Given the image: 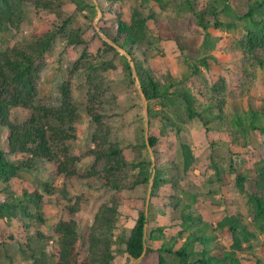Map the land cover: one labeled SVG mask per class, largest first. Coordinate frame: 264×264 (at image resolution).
Listing matches in <instances>:
<instances>
[{
    "label": "trees",
    "instance_id": "1",
    "mask_svg": "<svg viewBox=\"0 0 264 264\" xmlns=\"http://www.w3.org/2000/svg\"><path fill=\"white\" fill-rule=\"evenodd\" d=\"M72 1L79 10L89 9L92 17L97 12V4L91 0ZM97 1L103 11L105 8L107 11L105 20L108 22L101 30L115 45L106 44L121 57L119 66L109 60L99 67L104 71L112 68L115 73L119 70L133 81V60L140 88L148 99L160 102V109L149 107V112L159 113L165 126L174 122L172 112L177 113L179 99L187 117H199L207 130L224 129L233 133L231 141L211 140L212 148L219 144L229 151L227 167L211 155L200 160L190 145L182 142V169L193 173L195 168H200L204 173L207 167H212L220 187L230 183L243 192L251 206L254 228L243 212L231 208L226 200L223 214L213 224L193 203L181 202L182 198L173 196L175 202L163 203L171 206L166 220L146 229L148 217L141 210L128 235H115L119 202L112 195L99 205L84 239L77 221L70 218L59 219L54 225L56 253L49 256L40 242L28 244L30 264H116L114 243H123L128 257L138 259V264H264V256L256 253L254 242L262 234L264 247V144L258 148V159L253 165L243 168L236 164L239 154L251 150L247 138L250 131L258 132L264 141V92L258 94V98L251 93L255 85L254 68L256 65L264 67V0H130L128 9L124 8L126 0ZM57 3V0H0V32L19 25L25 5L51 9ZM167 10L173 14H167ZM69 21L70 17L66 16L55 28L31 42L0 49V124L8 130L7 151L20 152L23 156L22 160L13 161L0 146V180L8 184L21 169L32 168L37 160H45L53 164L55 176L63 177V184L78 177H97L110 188L120 190L126 185L123 178L128 169L133 168L135 171L129 178L132 184L149 183L154 174L151 188L156 196V188L175 180L167 177L164 170L152 166L150 158L128 156L120 142L111 138L112 128L100 103L104 95L103 75L96 72L91 78L90 102L84 105L86 114L95 124L91 135L93 146L87 151L93 163L86 172L78 169L81 158L72 153L66 143L75 135L73 125L79 110L72 98L70 81L60 84L61 101L56 106L48 105L37 95L38 61L49 50L55 35L65 34ZM212 27L241 32L235 42L241 63L233 61L227 70L232 66L230 78L235 75L236 80L237 76L248 79L239 82L241 95L247 94L246 107L230 100L225 76L213 70L210 58H215L212 51L219 47L218 40L222 37L215 36ZM66 37L69 43L84 41L79 29H70ZM156 40L175 44L186 65L182 74H174L169 66L162 70L149 62L148 55L153 54ZM116 45L125 53H119ZM203 93L205 98L200 96ZM229 103L232 108L227 110ZM18 109L26 113L19 117ZM149 140L154 146L158 138L150 134ZM43 187L48 193L57 191V187L48 182H43ZM22 193L15 196L10 191L8 196L0 198V218L28 214L25 205L21 203L19 207L18 204L24 197L37 200L35 203L39 204L41 193L36 186L31 190L24 188ZM78 209L77 202L68 205L71 213ZM36 214L43 219L39 211ZM218 229L223 231L225 240L219 238ZM37 233L43 237L42 232ZM84 243L87 247L83 254Z\"/></svg>",
    "mask_w": 264,
    "mask_h": 264
},
{
    "label": "rangeland",
    "instance_id": "2",
    "mask_svg": "<svg viewBox=\"0 0 264 264\" xmlns=\"http://www.w3.org/2000/svg\"><path fill=\"white\" fill-rule=\"evenodd\" d=\"M91 1L97 4V12L93 17L89 9H77L72 0H57L58 3L51 9L25 5L19 25L0 32V49L29 43L36 36L59 25L62 18L69 16L70 21L65 34L57 33L47 53L38 61L37 95L48 105L56 106L61 101L60 84L65 80L70 81L72 98L78 104L79 110L73 125L75 135L66 143L71 152L78 154L81 158L77 165L78 169L86 172L93 163L87 151L93 146L91 135L95 124L86 114L84 105L90 102L88 90L92 87L91 78L98 72L104 78V95L100 103L103 106L105 119L112 128L111 138L120 142L128 156L150 158L152 166L164 170L168 174L167 177L175 181L170 184H161L156 188V196L153 195L151 188L154 174L149 183L132 184L129 178L135 171L133 168L128 169L126 178H123L126 185L120 190L110 188L97 177L89 179L78 177L63 184V177L53 174L54 167L51 162L37 160L32 168L21 169L8 184L0 180V198L5 197L10 191H13L15 196H22L24 188L31 190L35 186L41 193L39 204L35 203L37 200L32 201L29 197L22 198L18 203L19 207L21 203L25 205L28 214L0 218V264H30L31 258L28 254L30 249L27 245L35 242L42 243L49 256L56 253L58 244L54 237V225L59 219L74 218L84 239L99 205L110 199L112 195H115L119 202L115 235H128L141 210L148 217L146 229L166 220L171 213V206L166 207L163 203L164 201L173 202L175 197L182 198L181 202L185 200V202L193 203V207L198 208L203 217L213 224L223 214L226 200L231 208L241 210L250 227L254 228L250 217L251 206L243 192L230 183L220 187L212 167H207L204 173L200 171V168H195L193 173H186L182 169V142H187L200 160L207 159L208 155H211L222 166L227 167L230 161L229 151L219 144L212 148L211 140L231 141L233 133L224 129L207 130L199 117H187L184 104L179 99L176 103L177 113L172 112L174 122L165 126L164 119L159 113L150 114L149 112V107L160 109V102L148 99L140 88L139 80L135 76L133 60H131L133 81L119 70L115 73L112 68L104 71L99 67L101 63L109 60L119 66L121 57L107 46L106 43H114L101 30V27L104 28V24L108 22L105 20L107 16L105 6L103 11L97 0ZM129 4L130 0H126L124 8L128 9ZM166 12L173 14L169 10ZM70 29H79L84 41L77 44L67 42L66 35ZM212 31L215 36L222 37L218 40L219 47L212 51L215 58H210L213 70L222 72L225 76L228 92L231 94L230 100L239 101L246 107L247 94L241 95L239 82H246L248 79L237 76L236 80L235 75L234 77L232 75L234 79L230 78L232 66L230 71L227 70V66H230L233 61L238 65L241 63L238 58L241 53L235 48V42L241 37V32L237 29L230 31L214 27ZM154 46L153 54L148 55L150 63L161 67L162 70L169 66L174 74H182L185 71L183 56L172 41L156 40ZM221 46L223 47L220 48ZM116 47L120 49L119 53H125L124 49L117 45ZM128 57L131 59L130 56ZM254 70L256 71L253 79L255 85L251 93L256 94L258 98V94L264 92V67L256 65ZM205 93L200 95L201 98H205ZM231 108L232 105L229 103L226 109ZM16 113L21 117L26 110L18 109ZM150 134L158 138L154 146L150 144ZM7 135V127L0 124V146L6 150V154L13 161L22 160V153L7 151ZM247 138L248 147L251 150L239 154L236 160V164L243 168L253 165L258 159V148L264 144L262 135L254 130L247 134ZM43 182L51 183L57 187V191L46 192ZM76 202L79 209L75 213L69 212L68 205ZM165 210L168 212L166 213ZM37 211L41 213L42 220L38 218ZM38 231L43 233V237L38 236ZM9 233L12 235L10 236ZM217 233L221 240H225L222 230L218 229ZM254 242L256 253L263 257L262 234ZM86 247V243L81 246L83 254L86 252ZM123 247V243L113 244L114 262L138 264V259L129 258Z\"/></svg>",
    "mask_w": 264,
    "mask_h": 264
}]
</instances>
